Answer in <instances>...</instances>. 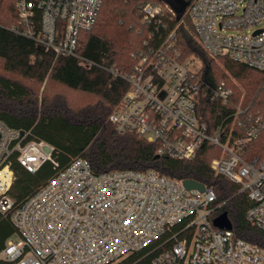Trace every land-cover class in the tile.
I'll return each mask as SVG.
<instances>
[{
  "label": "built area",
  "instance_id": "obj_1",
  "mask_svg": "<svg viewBox=\"0 0 264 264\" xmlns=\"http://www.w3.org/2000/svg\"><path fill=\"white\" fill-rule=\"evenodd\" d=\"M19 24L11 30L34 40L56 57L78 54L80 33L97 23L102 0H16ZM167 13L177 16L165 3ZM163 7L140 4L142 23L153 26L143 46L131 54L130 73L106 69L128 84L110 122L119 133H134L157 148L159 156L191 160L205 145L220 155L211 168L246 193L248 223L264 231V157L247 153L264 136V119L242 105L209 132L197 114L205 77L194 72L168 33ZM186 15L193 34L209 57H229L264 72V0H192ZM232 91L225 82L212 88V99L227 105ZM30 132L0 120V213L9 216L18 241L0 251L6 264H264V248L233 230L213 224L222 213L213 185L188 190L184 181L155 170L95 173L84 158L61 166L55 148L29 139ZM36 174L50 163L54 174L25 200L10 191L13 163ZM160 242L134 260L131 256ZM159 251L149 261L145 258Z\"/></svg>",
  "mask_w": 264,
  "mask_h": 264
},
{
  "label": "trees",
  "instance_id": "obj_2",
  "mask_svg": "<svg viewBox=\"0 0 264 264\" xmlns=\"http://www.w3.org/2000/svg\"><path fill=\"white\" fill-rule=\"evenodd\" d=\"M143 1L102 0L97 23L79 36L78 54L96 64L87 67L75 57H56L51 49L12 31L11 28L19 24L16 0H0V59L3 71L10 74H0V120L11 128L30 132L29 139L52 145L61 166L82 157L91 164L95 173L155 170L168 178L213 185L218 200L226 202L222 212H227L235 237L264 248V231L252 227L246 219L251 206L247 194L239 193L237 184L224 176H216L211 168L214 152L219 153L217 147L205 144L191 160L159 156L155 144L134 133H119L109 120L128 84L106 69L130 73L134 66L131 53L143 46L153 28L142 23L140 4ZM153 1L167 13L163 0ZM163 18L167 29L159 25V31L166 34L176 29V45L182 58L186 60L193 55L204 65L200 75L206 82L198 95L197 114L207 124L209 132L213 133L240 104L264 119V72L226 56L217 58L223 60V68L231 76L248 79L242 83V89L230 88L227 84L232 91L227 105L219 99H212V88L224 82L220 78L225 77V73H219L214 60L206 55L186 29L184 18L178 20L177 16L168 13ZM188 20L193 30L189 17ZM22 79L38 84L52 81L67 92L44 93L40 98ZM263 139L264 136L252 143L250 149L257 147L255 145ZM255 152L253 156H264V145ZM13 169L16 178L9 194L17 203L32 195L54 174L50 163L36 174L29 173L16 161ZM15 231L9 216L0 213V251ZM159 243L135 253L130 259L147 254ZM158 253H152L144 262ZM0 264L6 263L0 260Z\"/></svg>",
  "mask_w": 264,
  "mask_h": 264
},
{
  "label": "rangeland",
  "instance_id": "obj_3",
  "mask_svg": "<svg viewBox=\"0 0 264 264\" xmlns=\"http://www.w3.org/2000/svg\"><path fill=\"white\" fill-rule=\"evenodd\" d=\"M145 1H147V0H145ZM148 1H153V0H148ZM153 2H155V1H153ZM183 18H184V25H185L186 29H188L190 31V33L194 36L193 30L191 28L190 21L188 20V16L186 15V13L183 15L182 19ZM101 22H102V20L100 19V22H99L100 25H101ZM97 29L99 30V27ZM133 52H135V51H133ZM186 60H190L189 61V65H190V68L194 72H199V71H202L203 70L204 65H203L202 61L199 58H197V57H195V56L192 55V56H188ZM213 60H214V63L218 66V68L220 70L219 73L220 74L225 73L224 74L225 77H222L220 79H222L226 83V85L228 84L230 88H232V87H238V88L242 89V87H243V84L242 83L246 82L248 78H245L244 80H240V79L234 78L233 76H231L228 72H226L224 70V68H223V60H221V59H213ZM0 74L6 75V76H10V74H8V73H6V72L3 71V62H2L1 59H0ZM11 76H13V75H11ZM13 77H16V76H13ZM255 77H257V76H255ZM21 81L24 84H26L27 86H29L30 88H32L33 91H35V93H37L40 98L43 96L44 93H47V94L50 95V94H53V93L59 92V91H63L65 93L67 92L65 89L61 88L57 83H54L52 81H48V82L45 81L42 84H38L36 82L29 81V80H26V79H22ZM263 145H264V139L259 144L255 145L257 147H252L248 151V153H247L246 156L247 157L253 156V153H256L255 151L258 150V149H260V147L262 148ZM219 155H220V151H219V153L217 152L216 154L214 152V154H213L212 157L215 158V157H217ZM257 156H259V154ZM261 156L264 157L263 155H261ZM8 240L18 241L19 240V235H18L17 231H15L9 237Z\"/></svg>",
  "mask_w": 264,
  "mask_h": 264
},
{
  "label": "water",
  "instance_id": "obj_4",
  "mask_svg": "<svg viewBox=\"0 0 264 264\" xmlns=\"http://www.w3.org/2000/svg\"><path fill=\"white\" fill-rule=\"evenodd\" d=\"M163 1L167 3L175 11V13L177 14V19L181 20L186 12V8L189 4V1L187 0H163ZM184 185L188 190L191 189H199L200 191L204 190L203 184L194 180H186L184 181ZM213 224L214 226L220 229L231 230L233 228L232 222L230 221L229 216L225 211H223L220 215L214 218Z\"/></svg>",
  "mask_w": 264,
  "mask_h": 264
}]
</instances>
